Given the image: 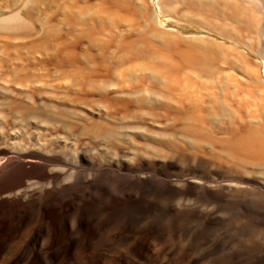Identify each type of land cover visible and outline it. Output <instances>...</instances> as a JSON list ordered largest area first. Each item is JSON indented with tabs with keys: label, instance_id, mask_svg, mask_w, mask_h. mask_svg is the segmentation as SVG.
<instances>
[{
	"label": "rangeland",
	"instance_id": "rangeland-1",
	"mask_svg": "<svg viewBox=\"0 0 264 264\" xmlns=\"http://www.w3.org/2000/svg\"><path fill=\"white\" fill-rule=\"evenodd\" d=\"M156 8L210 36L160 26ZM14 11L27 18L0 27V74L18 71L39 86L0 88V148L19 130L16 151L40 141L73 162L126 156L134 167L170 168L174 179L236 185L243 198L214 200L212 215L191 220L186 204L160 220L171 247L156 241L155 264H193L199 252L181 253L177 232L194 239L219 214L206 244L231 239L243 264H264V191L254 185L264 183V0H0V18ZM230 251L203 262L224 264Z\"/></svg>",
	"mask_w": 264,
	"mask_h": 264
},
{
	"label": "bare ground",
	"instance_id": "bare-ground-1",
	"mask_svg": "<svg viewBox=\"0 0 264 264\" xmlns=\"http://www.w3.org/2000/svg\"><path fill=\"white\" fill-rule=\"evenodd\" d=\"M24 18L21 11L2 15L0 27L14 30ZM155 19L160 26L179 31L178 24L163 17L158 8ZM202 32L199 35L210 36ZM17 72L0 74V88L27 91L39 86L30 75ZM101 86L115 85L103 82ZM17 131L9 133L10 148H0V264H155L160 258L156 241H164L165 250L171 247L160 220L175 212V207L192 205L195 214L190 218L199 214L205 217L207 212L212 215L210 204L214 200L225 203L228 198H243L247 192L235 189L236 185H213L198 177L178 175L174 179L168 174L170 168L147 163L134 167L126 156L106 162L83 156L73 162L48 154L40 141L31 153L26 149L16 151L20 144L15 141L20 136ZM254 185L264 191V183ZM111 187L117 193L113 194ZM179 194L188 198L176 204L174 199ZM220 218L221 214L206 219V226L194 239L195 234L189 235L184 229L177 232L179 250H198L197 260L192 256L193 264H205L204 260L220 250L234 251L228 253L230 257L224 264H243L244 254L230 246L231 239L225 238L215 249L206 244L223 224ZM184 238L193 243L183 245Z\"/></svg>",
	"mask_w": 264,
	"mask_h": 264
},
{
	"label": "water",
	"instance_id": "water-1",
	"mask_svg": "<svg viewBox=\"0 0 264 264\" xmlns=\"http://www.w3.org/2000/svg\"><path fill=\"white\" fill-rule=\"evenodd\" d=\"M176 28L181 32V33H188V34H196V35H199V34H204L202 32V30H198V29H194V28H190V27H187L186 25H183V24H178L176 26Z\"/></svg>",
	"mask_w": 264,
	"mask_h": 264
}]
</instances>
